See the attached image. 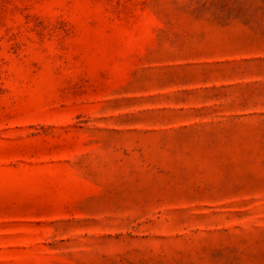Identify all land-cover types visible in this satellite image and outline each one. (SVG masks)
Masks as SVG:
<instances>
[{
	"label": "rangeland",
	"instance_id": "1",
	"mask_svg": "<svg viewBox=\"0 0 264 264\" xmlns=\"http://www.w3.org/2000/svg\"><path fill=\"white\" fill-rule=\"evenodd\" d=\"M0 264H264V0H0Z\"/></svg>",
	"mask_w": 264,
	"mask_h": 264
}]
</instances>
